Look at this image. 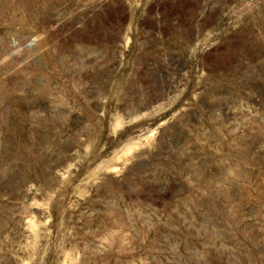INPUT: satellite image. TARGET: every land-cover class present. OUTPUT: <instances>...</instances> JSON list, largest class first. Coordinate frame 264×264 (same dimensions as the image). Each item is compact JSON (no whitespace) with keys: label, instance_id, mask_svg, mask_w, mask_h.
<instances>
[{"label":"rangeland","instance_id":"rangeland-1","mask_svg":"<svg viewBox=\"0 0 264 264\" xmlns=\"http://www.w3.org/2000/svg\"><path fill=\"white\" fill-rule=\"evenodd\" d=\"M0 264H264V0H0Z\"/></svg>","mask_w":264,"mask_h":264}]
</instances>
